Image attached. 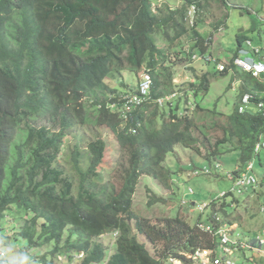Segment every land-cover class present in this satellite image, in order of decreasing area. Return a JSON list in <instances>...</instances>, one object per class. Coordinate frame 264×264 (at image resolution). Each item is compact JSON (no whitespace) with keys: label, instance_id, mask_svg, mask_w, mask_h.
<instances>
[{"label":"trees","instance_id":"16d2710c","mask_svg":"<svg viewBox=\"0 0 264 264\" xmlns=\"http://www.w3.org/2000/svg\"><path fill=\"white\" fill-rule=\"evenodd\" d=\"M211 2L232 8L227 0H183L179 7L161 3L155 8L153 0H0V245L20 237L25 255L52 244L51 259L84 251L83 264L106 257L107 249L94 239L112 238L114 232L118 236L107 264H170V258L188 264L194 250L215 249L217 236L200 229V219L191 225L178 213L144 217L133 204L142 175L164 187L178 186L175 172L164 164L176 145L197 153L203 146L209 161L223 152L237 153L234 179L256 155L254 146L264 134V75L245 72L231 60L219 70L217 59H207L208 38L197 27L209 15ZM187 35L194 52L203 56L199 62L212 64L214 71L194 68V81L161 110L155 100L176 91L167 56L179 51L180 39ZM248 38L236 35V52ZM142 67L153 77L152 101L125 121L116 94L120 88L108 79L124 85L123 72L137 74ZM228 75L230 89L238 86L233 87L238 99L233 109L224 113L216 105L205 107L202 101L213 79ZM246 93L253 99L240 111ZM40 118L43 122H34ZM101 127L116 140L117 156L107 166L109 147ZM213 130L222 137L214 141ZM70 137L64 164L62 149ZM201 171L210 173L208 167ZM263 177L256 178L257 184L264 183ZM216 203L208 204L204 223L231 226L226 203L220 211ZM7 215L17 221L9 236L3 224ZM42 259L49 261L48 254Z\"/></svg>","mask_w":264,"mask_h":264},{"label":"rangeland","instance_id":"374dc122","mask_svg":"<svg viewBox=\"0 0 264 264\" xmlns=\"http://www.w3.org/2000/svg\"><path fill=\"white\" fill-rule=\"evenodd\" d=\"M153 1L154 8L160 7L161 3H168L171 7H179L183 2V0ZM227 1L232 6L230 10L226 9L219 2H211L209 15L197 27V31L204 40L211 37V56L221 63H228L236 53L238 47L236 35L239 33H243L255 45L264 48V0ZM180 41L181 46L178 47L179 51H171L167 56L168 61L166 62L172 63L173 83L175 85V93H177L174 102L182 95L180 94V89H184L187 83L194 81V68L198 72L201 70L204 72L214 71L212 64L206 65V63L199 62L200 60L192 62L189 58L188 50L195 51L192 49L194 43L191 41V35L182 37ZM165 44L166 42L163 41L160 45L161 47H165ZM253 52L260 58L264 56V54H258V51ZM241 56L245 57L243 54ZM144 72H147L144 67L137 74H132L127 71L123 72L124 85H117L112 79H108L110 80L108 83L114 88H120L116 94L123 98L125 95L136 91ZM243 78L249 82L251 81L253 84L256 83L255 80L245 74ZM231 79V75L213 79L210 84L209 93L202 101V104L208 108L216 105L224 113L232 110L234 102L238 99L236 98L235 90H233V87L236 86L232 84V88L230 89L229 87L232 83ZM190 100L192 101V99ZM187 105H189V101ZM184 107L185 100H182L180 103V111H183ZM160 109L166 110L167 108L161 106ZM34 122L40 124L43 120L40 118V120L37 119ZM80 130L83 131L84 128ZM100 132H102V136L107 141L109 147L105 159V165L107 166L109 164L108 161L117 156L116 140L114 134L108 128L101 127ZM211 135L215 137L214 141L222 137V133L219 130H213ZM72 143V137L66 139L64 142L65 146L61 154V161L64 164L67 163L68 159L66 155ZM204 154L205 149L203 146H200V152L197 153L195 150L176 145L174 151L166 156L164 164L175 172L174 180L178 186L173 185L170 188L164 187L153 179L152 176L147 174L142 175L133 199L135 212L138 215L150 218L176 216L178 213L191 225H194L198 219L203 223L206 222L208 212H210L209 207L206 206L212 200L217 201L215 209L218 211H220L225 202L226 212L229 213L227 218L234 222L229 226V231H231L230 236H232L231 239L245 245L243 248H237L232 253V257L239 264H264V245L262 249L253 246L258 240L261 241V239H264V213L262 212L264 205V183H258L254 188L240 187V192H238V189H234L235 179L232 178L234 176L232 170L239 163L237 153L223 152L219 158L212 161L207 160ZM253 161L254 167L251 173L260 180L264 176V149L260 152L259 158L255 155ZM219 166L221 169L218 170ZM109 167H105L103 170L107 171ZM205 167H208L210 173L204 174L201 171ZM226 193L227 196H225ZM155 198L160 201H152ZM150 201H152L151 204L149 203ZM202 208L203 211H201ZM11 216L7 215L3 221L4 233L7 236L11 235L10 232L17 223ZM67 235V232L64 233L63 239H66ZM139 238L155 254L154 248L148 244L144 237L140 236ZM94 240L103 243L105 247H109L114 242V239L110 236H104L103 238L97 237ZM24 245L25 240L20 237H13L8 240L6 247L3 248L7 259L13 262L19 261L22 253L21 250H24ZM52 246V244H48L41 248L31 250V253L33 255L47 253L49 257L50 254L48 252ZM159 246H157L158 249ZM60 263L57 262V264Z\"/></svg>","mask_w":264,"mask_h":264},{"label":"built area","instance_id":"2783aa9c","mask_svg":"<svg viewBox=\"0 0 264 264\" xmlns=\"http://www.w3.org/2000/svg\"><path fill=\"white\" fill-rule=\"evenodd\" d=\"M247 46H249L248 49H240L241 55L243 56H236L233 58V65H235L237 68L246 71L251 72L254 76H263L264 75V56L258 57L253 51H258L259 48L252 46L251 41H246ZM227 63H221L219 62L217 64V68L219 70H224ZM150 82L151 79L149 75H145V79L140 87V92L136 95L130 96L126 100V107L129 109L133 105H139L143 101L146 100L148 97L149 89H150ZM262 82H264V77L262 78ZM252 95L246 93L241 98V104L239 106V110L243 111L244 108L252 102ZM161 103L162 101L159 100ZM258 107H263V102H258ZM264 148V139L263 137H260L259 141L255 144L254 147V153L260 152ZM253 168V163L249 162L246 166L245 170L241 172L237 177L235 181V187H247L251 186L254 187L257 185V179L256 177L251 173ZM203 211V208L201 209ZM264 211V207H263ZM219 217H215V219H218ZM200 228L204 231H208L210 233H213L217 236V245L215 249H208V248H199L193 251L192 255H190V262L188 264H239L234 260L232 257V253L237 248L244 247L243 244L237 243L234 240L231 239L230 236V228L223 224L221 227H215L212 224H200ZM118 233H113L114 239L117 237ZM261 243H264V239L260 241ZM111 247V246H110ZM1 255H3V252H0ZM112 254V249L110 248L107 253L106 257L98 262L95 261L92 264H107L110 255ZM86 252L79 251L75 253H71L69 255L64 254L57 257V261L52 262L53 264H57V262H61L60 264H83V261H85ZM25 261L21 262H7L3 261L2 264H46L45 262L40 261L38 258H32L30 256H27L24 258ZM170 264H177V262L173 259H169Z\"/></svg>","mask_w":264,"mask_h":264},{"label":"clouds","instance_id":"9594fccd","mask_svg":"<svg viewBox=\"0 0 264 264\" xmlns=\"http://www.w3.org/2000/svg\"><path fill=\"white\" fill-rule=\"evenodd\" d=\"M190 24H192L191 22H190ZM224 29V28H223ZM209 39V40H208ZM208 39L206 40V43H205V46H207V49H206V52H209L210 53V49H211V43H212V40H211V37L209 38L208 37ZM251 41V43H252V46H254V47H257V48H259V53H261V54H264V48H262V47H259V46H257V45H255L253 42H252V40L250 39V38H248L247 39V41ZM249 48V46H247V44L245 43V47H241V48H239L238 49V51L231 57V62H232V60H233V58L234 57H236V56H241V53H240V49H248ZM188 53L191 55V51L190 50H188ZM211 54V53H210ZM191 57H192V59L194 60V61H198V60H201L202 58H203V56L201 55V54H198L197 52H194L192 55H191ZM192 59H191V61H192ZM207 59H212V56H208V58ZM214 59V58H213ZM219 61V60H218ZM220 62V61H219ZM218 62V63H219ZM226 65H228V64H226ZM246 72V71H245ZM149 75V77H150V79H151V82H150V89H149V93H148V97L146 98V100L145 101H143L141 104H139V105H133V106H131L129 109L126 107V105H125V103H126V100H127V98L128 97H130V96H133V95H136V94H138L139 92H140V87H141V84L143 83V81H144V79H145V75ZM152 85H153V77H152V75H151V73L150 72H148V70H147V72H144L143 73V75H142V78H141V80L139 81V83H138V85H137V89H136V91L135 92H133V93H130V94H127V95H125L123 98H121V96L119 97V101L121 102V105H122V107H123V109H122V112H123V116H124V118H125V121H127L129 118H131V114L138 108V107H140L142 104H144V103H146V102H150V101H152V97H151V89H152ZM118 92H119V90H118ZM117 92V93H118ZM176 95H177V93H172V94H169V95H166V96H163V97H159V98H157L156 100H155V103L159 106V107H161V106H165L166 105V103L168 102V101H173L174 99H175V97H176ZM159 100H161L162 102L160 103L159 102ZM130 132H132V133H134L135 132V130H132L131 128H130ZM260 137H263V139H264V134H262V135H260ZM255 147V146H254ZM264 149V148H263ZM262 149V150H263ZM259 153V152H258ZM258 153H255L256 155L258 154ZM249 162H254L253 161V159H251ZM248 162V163H249ZM248 163H247V165H248ZM246 165V166H247ZM253 167H254V164H253ZM246 168V167H245ZM253 169V168H252ZM263 179H264V177H263ZM208 206V205H207ZM206 206V207H207ZM263 207H264V205H263ZM263 207H262V212L264 213V211H263ZM200 224H206V223H200ZM199 224V225H200ZM226 224V223H225ZM228 227H229V225L228 224H226ZM199 228H200V226H199ZM201 229V228H200ZM231 232V231H230ZM115 233V232H114ZM118 233V232H117ZM104 236H111V235H109V234H105V235H101V236H99V237H101V238H103ZM118 236V235H117ZM232 237V236H231ZM112 239H114V237H113V234H112ZM115 240V239H114ZM262 240V239H261ZM259 241V240H258ZM113 244V243H112ZM112 244H110L109 245V247H105L106 249H107V251L111 248L112 249V247H110ZM241 244V243H240ZM244 245V244H243ZM264 245V243H261L260 241H259V243H258V246L257 247H255L254 245V247L255 248H260V249H262V246ZM4 247H6V246H4V245H0V252H3V255H0V264H2V262L3 261H7V262H11V263H13V261H10V260H8L7 259V255H6V253L3 251V248ZM244 247H245V245H244ZM243 248V247H242ZM208 249H210V248H208ZM113 249H112V253H113ZM26 254L24 255L23 253H21V258H20V260L19 261H16V262H21V261H25V259L24 258H26L27 256H30V257H32V258H38L40 261H42V262H45L46 264H53L52 262H55V260L57 261V257L58 256H61V255H64V254H60V255H57V256H54L53 257V259H51V255L49 256V261H46V259H42V256L45 254H39V255H33L32 253H31V250L29 251V252H25Z\"/></svg>","mask_w":264,"mask_h":264}]
</instances>
